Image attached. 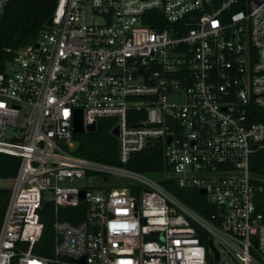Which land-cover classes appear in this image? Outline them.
I'll use <instances>...</instances> for the list:
<instances>
[{"label":"built area","instance_id":"1","mask_svg":"<svg viewBox=\"0 0 264 264\" xmlns=\"http://www.w3.org/2000/svg\"><path fill=\"white\" fill-rule=\"evenodd\" d=\"M50 17L5 48L0 71V153L19 158L0 264H209L203 234L218 264H264V175L251 170L264 149V0H57ZM77 110L85 129L114 120L120 164L74 153ZM156 143L163 178L126 166ZM109 176L126 182L101 186ZM161 180L203 189L207 214ZM79 204L78 223L58 217Z\"/></svg>","mask_w":264,"mask_h":264},{"label":"trees","instance_id":"2","mask_svg":"<svg viewBox=\"0 0 264 264\" xmlns=\"http://www.w3.org/2000/svg\"><path fill=\"white\" fill-rule=\"evenodd\" d=\"M57 0H8L0 16V71L4 70L5 62L11 54L5 48L16 49L34 40L39 32L45 28V24L53 14ZM238 9V8H237ZM114 120L101 118L96 122L94 132L75 134L77 142L74 153L81 157L97 160L109 164H120L118 161L117 140L111 134ZM19 158L0 153V177L11 178L16 175ZM127 167L155 175L163 167L160 144L148 146L137 152L126 164ZM251 170L264 175V149H258L251 157ZM161 184L176 195L189 207L204 215L210 207L206 198L199 194L193 187H180L173 180H161ZM10 190L0 188V224L4 215ZM259 199L264 201L261 193ZM257 210L264 213L262 204H258ZM85 206L79 204L77 207L61 208L58 211L60 219L78 223L84 217ZM55 214L52 205L47 203L42 211L44 231L41 239L42 244L49 246L52 238V223ZM208 241V238L203 234ZM209 264H218L213 258H209Z\"/></svg>","mask_w":264,"mask_h":264},{"label":"water","instance_id":"3","mask_svg":"<svg viewBox=\"0 0 264 264\" xmlns=\"http://www.w3.org/2000/svg\"><path fill=\"white\" fill-rule=\"evenodd\" d=\"M51 24V17L47 20L46 25H50ZM73 130L76 134L78 133H84V132H94L96 130V125L95 123H92L88 126H86V129L83 127V123H82V114L80 110H77L74 114V119H73ZM111 133L113 135H117V127L113 128ZM169 141H170V137H169ZM200 194H205V191L203 189L199 190ZM80 198H83V191L80 192ZM209 246L211 247V249L214 252V260L217 262L219 257H218V253L215 250V248L213 247V244L211 242V240L209 241Z\"/></svg>","mask_w":264,"mask_h":264},{"label":"rangeland","instance_id":"4","mask_svg":"<svg viewBox=\"0 0 264 264\" xmlns=\"http://www.w3.org/2000/svg\"><path fill=\"white\" fill-rule=\"evenodd\" d=\"M152 178L154 179H161L165 176V174H158L155 173V175H150ZM93 183H101L100 180L98 178H94L92 180ZM125 179L119 176H109L108 180L105 184L101 183V186H107V184H112V183H119V184H125ZM11 187V181L10 180H5L3 178L0 177V188H10Z\"/></svg>","mask_w":264,"mask_h":264},{"label":"crops","instance_id":"5","mask_svg":"<svg viewBox=\"0 0 264 264\" xmlns=\"http://www.w3.org/2000/svg\"><path fill=\"white\" fill-rule=\"evenodd\" d=\"M12 178V177H11ZM11 178H7V179H5V180H11ZM9 190H10V188H8ZM10 193V192H9Z\"/></svg>","mask_w":264,"mask_h":264}]
</instances>
